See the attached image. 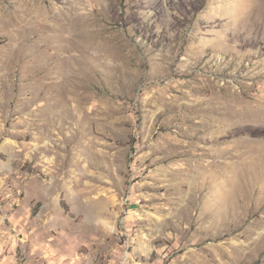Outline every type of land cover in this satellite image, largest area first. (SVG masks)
<instances>
[{"label": "rangeland", "instance_id": "374dc122", "mask_svg": "<svg viewBox=\"0 0 264 264\" xmlns=\"http://www.w3.org/2000/svg\"><path fill=\"white\" fill-rule=\"evenodd\" d=\"M0 264H264V0H0Z\"/></svg>", "mask_w": 264, "mask_h": 264}]
</instances>
